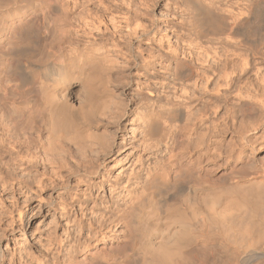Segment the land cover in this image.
<instances>
[{"label": "bare ground", "instance_id": "obj_1", "mask_svg": "<svg viewBox=\"0 0 264 264\" xmlns=\"http://www.w3.org/2000/svg\"><path fill=\"white\" fill-rule=\"evenodd\" d=\"M187 3L191 4L190 11L199 23L192 35L196 33L199 40L203 39L202 41L192 39L188 44L201 49L204 59L201 64L174 60L173 77L182 82L195 77L190 84V90L184 92L185 99L175 101L176 103L171 100L163 102L159 106V111L150 109L147 103L142 106L141 113L134 122H140L138 141H141L142 151L146 153L136 159V163H139L138 170H130L122 179L115 177L111 180L101 171H104L107 163L116 161L117 158L119 160L123 146L115 143L116 136L123 132V121L132 116V111L129 112L122 103L116 101L112 102L110 109L103 104V107L106 106L109 110L104 111L105 117L100 121L97 117L94 118V114L100 112L99 107L95 109V105L103 92H108L113 97L114 91L123 87L121 79L127 70L142 69L148 80V73L155 65L149 59V45L145 44L146 55L141 61L139 59L141 52L135 47L136 44L139 46L143 41L148 42L155 36V31H151L146 25H140L141 23L139 26L137 19L135 20L141 16L140 14L146 16V13L138 15V11L136 13L130 9H97L95 12L84 10L82 15L70 17L67 10L64 14L67 23L62 26L64 31L62 35L66 32V36L56 49L34 61L19 59L20 57H15L14 60L10 58L14 49H17L18 55L20 48L27 49L32 45L29 32L32 19L18 14L6 28L2 26L0 186L17 184L18 187L20 185L28 187L35 184L44 187L52 185L54 188L65 184L69 187L72 184L71 190L77 191L80 186L102 189L108 185L110 187L108 202L115 203L116 206L110 204L108 208L106 207V213L100 215L99 220L91 219L88 224L79 221L80 228L88 231L86 239L103 237L115 222L119 223L125 218L127 213H121L120 205H129L131 212L127 216L131 222H136L137 217L150 205L152 213L162 215L164 211L167 212V207L171 208L172 205L180 203L181 209L178 211L182 220L176 225L174 222L167 224L165 229L169 232L167 235L166 233L164 235L163 231L160 233L163 234L161 239L165 245L170 241V245L176 248L172 254L168 251L164 254L166 259L170 258L167 264H264V177L246 183L236 181L218 184L209 172H205L204 178H201L198 171L196 174L192 172L194 170L184 167L178 159V154L166 158L165 155L148 152L160 143L167 144L168 136H173V139L176 137L168 126H172L176 120L183 117V106L200 102L204 98H207L206 104L209 106L219 91H225L222 96L228 99L229 89L235 87V91L239 93L241 79L250 71L255 75L258 91L262 94L264 92V0H248L242 8L247 9L246 14H230L224 11L225 8L216 0L209 2L188 0ZM119 16L121 21L116 20ZM250 24H254L253 28L249 27ZM219 34L222 36L216 37ZM235 36L237 38H234ZM208 43L213 45L220 43L227 47L222 48L225 53L222 59L218 58V61H215L217 49H214L215 46L212 50L208 46L203 47ZM23 49H20L21 52H24ZM189 54L188 59L194 62V55ZM248 54L252 60L248 59ZM115 58L117 60L121 58L124 66L121 64L119 66ZM234 59L238 61L237 66L232 64ZM163 61L162 58L160 65ZM103 68L109 72L106 79L112 83L110 89L105 87ZM228 69L230 73L227 74ZM215 72L218 73L216 81ZM27 77L33 79V87L23 90V83L25 79L27 81ZM248 78L243 82L248 83ZM147 80L144 83L145 87L149 84ZM202 82L204 83L201 84ZM184 85L189 87L188 83ZM209 86L212 88L208 90ZM160 87L164 89L166 86L160 84ZM248 91L254 94V90ZM15 95L19 101L24 97L22 108L17 106L18 99L14 98ZM262 96L264 95H256L255 102L264 113V101L259 98ZM39 106L46 107V114L35 119L32 112ZM99 106L101 108V105ZM26 113L28 114L26 123L20 124L19 118ZM214 113L209 117L204 116L205 114L201 116L200 121H208L209 126L205 128L204 133H200V136L206 139V146L197 153L195 151L197 154L195 162L201 157L207 161L214 158L212 152L215 135L213 133L216 128ZM194 121L195 119H190L182 129L186 132L193 131L196 125ZM88 125H93L92 132L96 130V133L85 134V138L84 133L91 131L90 128L86 129ZM99 128L103 129L100 131ZM109 130H112L108 135L111 138L106 139ZM154 133L158 135V139L156 143L151 144L150 137ZM61 139L74 142L72 144L75 150L71 152L76 156L74 162L68 159L65 149L63 153V147L59 143ZM242 139L247 141L245 137ZM170 148H172L170 145L166 146L167 153H171ZM146 154L150 156L145 157ZM152 156H155L154 162ZM174 161L176 164L172 165ZM131 164L134 166V162ZM171 166L177 169L173 175L168 171ZM49 170L52 175L47 174L46 171ZM15 172H19L20 175L17 177ZM133 185L136 192L140 190L139 193H134L131 189ZM169 191L172 192L171 196L164 198ZM75 198V202L79 201L77 196ZM56 207L54 205V208ZM157 219L160 221V216ZM202 227L207 231L205 235L210 243L218 244L217 248H203L200 245L205 242L200 237ZM213 229L216 233L209 232ZM165 237H168L166 241ZM61 243L58 242L56 245L60 248ZM83 246L88 247L89 243L85 242ZM122 263L126 262L117 263L111 257L104 256L94 264Z\"/></svg>", "mask_w": 264, "mask_h": 264}, {"label": "rangeland", "instance_id": "obj_2", "mask_svg": "<svg viewBox=\"0 0 264 264\" xmlns=\"http://www.w3.org/2000/svg\"><path fill=\"white\" fill-rule=\"evenodd\" d=\"M205 1L209 2L212 0ZM216 1L220 5L222 4L221 6L225 8L223 10L230 14H246L247 9L242 8L247 4L248 0ZM187 2L188 0H0V29L2 26L6 28L11 23L12 18L18 14L26 15V18L32 19V25L29 29L32 45L27 48L28 50L20 48L24 52L19 49L18 55L17 49H14L13 52L11 51L13 56L11 55L10 58L13 60L15 57H20L19 59L24 58L23 60L34 61L52 49H56L57 45L66 36V32L62 35L64 32L62 26L67 23L64 17L67 10L70 17L82 15L84 10L95 12L97 9H130L136 13L138 11V15L143 12L146 13V16L143 17L140 14L141 16L139 18L136 17L135 20L137 19L138 25L141 23L140 25H146L149 29L151 28V31H155V36L148 42L143 41L139 46L136 44L135 47H138V51L141 52L139 58L141 61L146 55L144 53L145 44L149 45V56L151 57L149 59L155 65L148 73V80L145 78L142 69L127 70L121 79L123 87L114 91L113 94L115 95L113 97L108 92H103L102 97H100L101 101L98 99L99 102L95 105V109L97 110L99 107L98 111L100 112L97 111L98 113L94 114V118L96 119L97 117V120L100 121L101 118L104 119L105 116L103 115L112 107V102L114 103L115 101L122 103L129 112L132 111V116L123 121V132L118 133V136H116L115 143H120L123 146L119 160L117 158L116 161L107 163V167L104 171H101L106 178H111V180L115 177L122 179L130 173V170H138L139 163H136L137 158H140L146 152L142 151V143L138 141L140 137V122L134 121L140 115L142 106L147 103L150 109L159 111V106L163 102L169 100L174 101V103L180 102L186 98L184 92L190 90V84H192L195 77L185 82L173 77L175 61L186 60L188 64L195 62L201 64L202 59H204V53H202L201 49L188 44L192 39L195 41H202L203 39L199 40L197 35H195L196 33L192 35L193 31L197 30L199 23L197 18L193 16L192 11H190L192 10L191 4ZM56 9L63 10L58 11ZM116 20L121 21V17H117ZM253 25L250 24L249 27L253 28ZM220 35L216 37H220ZM2 37L0 34L1 39ZM234 38H237V36ZM219 44L208 43L203 45V47L208 46L210 50L215 46L214 49H217V58H214L216 62L218 58H223L225 55L222 48H227L224 44ZM189 53L191 56L194 55V62L188 59L187 55ZM162 58L164 61L160 65ZM248 59L252 60L250 55ZM115 60L118 65L124 66L121 58L118 60L115 58ZM232 64L237 66L238 61L234 59ZM103 69L102 75L104 76L105 87L110 89L112 88V83L106 79L109 72L107 69ZM226 73H230V69L226 70ZM215 75L214 81L218 78V73L215 72ZM24 77L26 78V76ZM245 78H248V83L243 82ZM28 79L27 77V81L26 79L24 80V87L21 85L23 90L32 89L33 87V79ZM146 80L149 83L147 87L144 86ZM241 81L239 93L235 91V87H231L229 89L230 93L228 92V99L222 96L225 91H219V94L215 93L217 97L215 96L212 99V104L209 106L206 104L207 98L202 99L200 102L197 101L183 106V117L176 120L172 126L165 125L168 126V129L173 134H176V137L173 139V136H168L166 139L167 144L160 143L157 147H153L148 151L149 154L150 152H155V154L165 155L166 158L172 154H178V159H180L184 167L194 170L192 172L195 173L198 171V176L200 175L201 178H204L205 172H209L218 184L236 181L246 183L263 179L264 113L258 108L255 98L256 95H264V92L262 94L258 91L253 71H250ZM187 83L189 87L184 85ZM160 84H164L166 87L162 89ZM210 88L212 86H209L208 90ZM248 90H254V94L252 95ZM16 96L14 98L18 99V96ZM259 98L264 101V96ZM23 99L24 97L22 101ZM18 101L16 102L17 106L22 108L24 106L23 102L21 99ZM103 104L107 105L109 109L106 106L103 107ZM99 105H101L102 110H99L101 109ZM35 108V111L33 110L32 112L33 118L39 119L46 114V107L39 106ZM41 108L44 110L40 111L39 109ZM213 113L215 114L214 121L216 123L212 146L214 158L211 161H207L201 157L195 162L197 151L206 146V139L200 136V133H204L205 128L209 126L208 121H200L201 116L205 114L204 116L207 115L209 117L213 116ZM27 118L28 114H23L19 118V123L25 124ZM192 118L195 119L194 123L196 124L193 127V131H184L182 128ZM88 126L86 129L90 128L91 131L89 132L87 129L88 133L85 132L84 136L85 134L96 133V130L92 132L94 130L93 125ZM99 129L101 131L103 128ZM111 131H107L106 139ZM243 136L249 143L242 139L244 138ZM103 138L106 140L105 136ZM150 138L149 143L154 144L157 142L158 135L154 133ZM59 143L63 147V153L65 149L68 159L74 162L76 160L75 154H72L75 150V146L72 144L74 142L61 139ZM167 145L172 147L170 148L171 153H167L165 149ZM156 148L160 150L157 151ZM148 156L150 155H145V157ZM152 158H154L152 159L154 162L155 156H152ZM131 162H134V166H132ZM174 164H176V161L172 163V165ZM168 171H170V175H173L177 172V169L171 166ZM39 172H42V170H39ZM46 172L48 175H52L50 170ZM15 175L18 177L20 174L15 172ZM19 187L17 184L5 187L0 186V264H85L86 262L87 264H94L98 259L104 258V256L111 257L117 263L126 262L122 264H167L170 258L166 259L164 254L167 251L171 254L172 251H176V248L170 245V241L165 245L161 237L163 234L165 235L166 233L167 235L169 233L165 230L167 224L174 222L176 225L182 220L181 213L178 211L181 209L180 203L172 205L171 208L167 207V212L164 211L162 215L152 213L150 205V207L145 208L141 216L137 217L136 222H131L127 216L131 212L129 205H120L121 213H127L125 218L121 219L119 223L115 222V225L103 237H93L90 240L89 238L86 239L88 231L80 228L79 221L82 220V224H88L94 219L99 220L100 215L102 216L106 213L110 204L113 207L116 206L115 203L108 202L110 189L108 185L102 189L100 187L90 189L86 186H80L77 191L71 190L72 184L69 187L67 184L59 185V187L56 186L57 188H53L52 185L44 187L36 186L35 184L28 187L20 185ZM39 187L43 188L40 189ZM131 189H133L134 193H139L140 191L138 189L136 192L135 185ZM171 194V191L167 192L164 198H168ZM76 196L79 201L75 202ZM53 204L55 207L62 208L61 210L63 211L57 207V209L54 208ZM90 209H92L91 212ZM81 212L84 213L81 214ZM159 216L160 221L157 219ZM206 232L202 227L200 237L205 242L200 243V245L203 248H217V243H210L207 239ZM209 232L216 233V230H209ZM166 238L168 239V237L164 238L165 241L167 240ZM58 242H62V247L59 248L56 245ZM85 242L89 243L88 247L83 246ZM174 260L176 261L175 258Z\"/></svg>", "mask_w": 264, "mask_h": 264}]
</instances>
